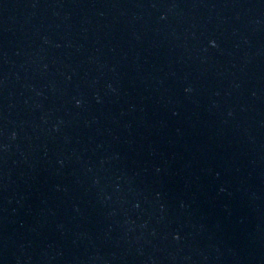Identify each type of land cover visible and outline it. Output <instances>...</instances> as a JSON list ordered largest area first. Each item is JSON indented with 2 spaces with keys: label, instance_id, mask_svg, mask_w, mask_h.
Segmentation results:
<instances>
[{
  "label": "water",
  "instance_id": "obj_1",
  "mask_svg": "<svg viewBox=\"0 0 264 264\" xmlns=\"http://www.w3.org/2000/svg\"><path fill=\"white\" fill-rule=\"evenodd\" d=\"M0 264H264V0H0Z\"/></svg>",
  "mask_w": 264,
  "mask_h": 264
},
{
  "label": "clouds",
  "instance_id": "obj_2",
  "mask_svg": "<svg viewBox=\"0 0 264 264\" xmlns=\"http://www.w3.org/2000/svg\"><path fill=\"white\" fill-rule=\"evenodd\" d=\"M77 103H79V101Z\"/></svg>",
  "mask_w": 264,
  "mask_h": 264
}]
</instances>
